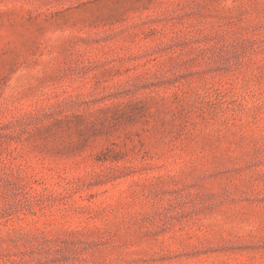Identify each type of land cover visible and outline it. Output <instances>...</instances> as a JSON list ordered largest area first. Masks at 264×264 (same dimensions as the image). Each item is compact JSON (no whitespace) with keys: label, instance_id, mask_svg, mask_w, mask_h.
Segmentation results:
<instances>
[{"label":"rangeland","instance_id":"1","mask_svg":"<svg viewBox=\"0 0 264 264\" xmlns=\"http://www.w3.org/2000/svg\"><path fill=\"white\" fill-rule=\"evenodd\" d=\"M0 264H264V0H0Z\"/></svg>","mask_w":264,"mask_h":264}]
</instances>
